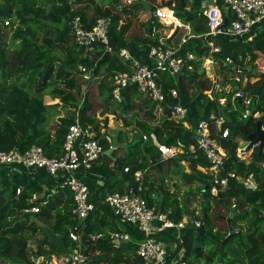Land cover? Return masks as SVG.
<instances>
[{
  "label": "trees",
  "instance_id": "obj_1",
  "mask_svg": "<svg viewBox=\"0 0 264 264\" xmlns=\"http://www.w3.org/2000/svg\"><path fill=\"white\" fill-rule=\"evenodd\" d=\"M5 9L6 17L11 19L9 26L5 25V18L0 20V149L10 150L18 148L25 151L33 144L45 149L49 156L58 155L62 151L64 138L68 127L74 122H80L84 128L96 130L98 138L105 149L112 144L107 131L101 132V120L97 112L103 108L105 102L113 99V84L111 75L115 71L129 72L133 70L130 61L120 55L122 47H126L132 55L144 62H153L149 58L150 47L160 45L163 37L165 46L176 44L183 36L187 40L177 52L183 58L184 67L176 77L167 73L162 74L167 87L177 86L182 103L188 108L190 128L182 121L173 117L172 109L167 103L152 101L140 93L132 85L124 92L122 102H117L124 112L132 113L135 118H125V125L141 133L140 138L129 141V147L139 148L144 134L156 133L158 139L166 144H173L178 139L186 145V153L182 157H163L158 148L150 142V146L140 150L138 156L127 158L118 155L115 150L112 154L104 153L99 160L104 159L108 168L107 177L98 189H108V192H126L142 196L150 206L160 210L172 209V218L181 221L187 213V207L202 192V212L200 220L206 226V233L200 235L197 226L188 222L181 229L178 240V249L185 248L184 258L190 264H217L216 249H221L220 260L223 264H264V231L259 227H251L245 232L226 239L229 233L227 218L230 216V200L237 206L254 205L255 214L263 213L264 208V150L258 148L253 153L249 163L239 160V152L247 144V134L256 130L258 123L264 126V78L262 73L257 74V60L264 55V24L244 37H228L224 34L211 32L209 17L204 13L202 0H169L167 3L158 0H134L127 4L122 0H109L105 9H102L94 0H0ZM122 2V3H121ZM121 5L123 17L110 16L109 6ZM168 5L175 9L178 17L191 24L190 34L183 26L170 37L164 35L163 29L171 28L155 19L140 21V11L144 7ZM193 6L194 12H188ZM151 8V7H150ZM80 16L87 27H93L97 19L102 16L112 18L110 37L113 51L105 52L104 45L94 42L93 47L79 45L74 38L71 22ZM228 24L234 19L232 14L227 15ZM4 22V23H3ZM154 26L158 30L154 31ZM218 47L219 50L214 49ZM188 53L195 58H188ZM207 58L220 64L224 72L223 82L231 85L224 92L227 97L226 105H221L219 95L207 90L214 87L213 81L200 73V65ZM226 58L230 61L224 65ZM238 66V71L234 69ZM86 68L91 77L84 76ZM249 73L259 76L260 79L242 89L251 95H258L259 101L254 102L253 111H261L262 116L255 119L253 116L242 119L245 109L244 99L232 102L231 98L240 87L234 80L238 74ZM37 84L33 93L30 89ZM28 87V88H26ZM48 91L60 103L48 104L42 93ZM105 101H102V99ZM63 106L67 113L58 115L57 123L50 130L49 122L55 114L54 108ZM102 111V112H103ZM105 112V111H104ZM143 113L144 115H140ZM212 113L222 116L225 121L222 127L230 128L228 138L221 137L222 131L211 121L212 135L227 153V168L241 174L254 172L259 182V189L246 190L241 185L233 184L218 194L212 193L213 176L200 167H208L209 163L202 157H193L189 146L195 143L193 136L196 122L199 119H209ZM134 119V120H133ZM103 126H107L108 117ZM123 131L119 137H123ZM238 138L243 139L239 142ZM157 153L152 156L153 151ZM187 160L190 171L181 170V161ZM116 159V160H115ZM95 163V162H94ZM175 164L176 170L172 169ZM173 164V165H174ZM114 165V167H112ZM0 166V264H34L33 255H65L74 245L69 233L70 229L78 227L81 240L87 254L93 255L89 264H144L137 254V242L114 241L109 236L91 240L92 233L107 230H119L117 216L109 204L104 200H95V208L84 220L78 219L74 213V192L64 184V179L46 181L33 169ZM126 168H129L126 170ZM143 172V181L137 182L132 191L131 176L135 171ZM178 172L186 184L199 183L202 191L190 188L182 197L178 191H170L164 179L160 182L154 173ZM18 188L21 192L17 194ZM90 190V187H89ZM36 195V197H34ZM178 195V196H177ZM183 199V203H182ZM39 206L38 212L26 211L32 206ZM238 211V210H237ZM194 219H198L193 211ZM247 211L233 218V225L247 217ZM53 218L51 230H44V221ZM256 217V221H258ZM256 225V223H255ZM217 226L219 228H217ZM215 228H217L215 230ZM39 230L44 232L40 239L37 251L33 254L29 248V236ZM211 239L215 245L213 250L206 252V242ZM241 239L240 244L247 257L243 261L237 256L231 242ZM48 246V248H45ZM220 250V251H221ZM99 252L98 255H96ZM231 253L233 255H231ZM255 257V260L252 258ZM249 259V260H248ZM251 259V261H250ZM254 261V262H253Z\"/></svg>",
  "mask_w": 264,
  "mask_h": 264
},
{
  "label": "built area",
  "instance_id": "obj_2",
  "mask_svg": "<svg viewBox=\"0 0 264 264\" xmlns=\"http://www.w3.org/2000/svg\"><path fill=\"white\" fill-rule=\"evenodd\" d=\"M133 1L127 0V4H132ZM212 2L215 4L213 5L211 2L203 3V7L204 13L209 17L213 34H224L228 37H244L249 34L248 37H250L252 31L264 24V0H212ZM208 5L211 6L208 7ZM228 14H232L234 19L229 24L227 22L226 30L223 31L221 27L225 23ZM156 18L167 25L176 24L175 28L184 26L188 30V34L191 33V24L182 21L175 9L168 5L158 7ZM5 23L8 25L9 20H5ZM111 25L112 18L109 16L98 18L96 24L91 28L84 25L80 16H77L71 22L75 41L79 45L93 47L94 42H100L104 45L105 52L113 51L110 37ZM156 30L158 29L154 26V31ZM187 37L188 35L183 36L180 41L170 46H165L162 37L160 45L150 47L149 58L153 60L152 63L141 61L138 57L132 55L126 47H122L119 53L125 60L131 62L133 70L131 73L115 71L111 75L114 86L112 91L114 100L122 102L125 90L134 85L140 93L149 97L152 101L167 103L169 108L172 109L173 115L190 128L189 111L182 103L177 86L167 87L162 78L163 73L176 77L182 72L184 60L177 56V52L181 50ZM214 50L218 51L219 48L216 47ZM188 58L194 59L195 56L188 53ZM229 61L230 59L226 58L224 65L226 66ZM83 70L86 78L92 76L86 68H83ZM234 80L241 84L239 74L234 77ZM237 99H244L245 109L242 112V119L245 120L251 116L258 119L262 116L261 111H253L252 109L254 102L259 101L258 95H251L240 86L231 98L232 102ZM219 101L221 105H226L227 97L220 95ZM213 120L222 131L221 137L228 138L230 136V128L221 126L225 119L212 113L209 119H199L196 122L193 133L195 143L189 146L193 157L200 155L209 163V166L205 169L208 171L205 172L213 176L212 193L218 194L220 191H225L234 183L241 185L246 190L259 189V182L254 172L241 174L235 170H228L227 153L218 138L212 135L211 121ZM261 127L264 129V126ZM143 138L144 140H151L163 157H182L186 153V145L180 139L169 145L161 142L156 133L144 134ZM238 140L241 142L243 139L238 138ZM258 148H260V142L247 141V144L240 149L239 160L248 163ZM105 151V147L95 137V133L88 128H84L77 121L68 127L60 154L49 156L46 154L45 149L38 144L31 145L25 151L18 148L0 149V166L15 167L17 170L23 167L27 169L43 168L51 176L59 179L63 178L64 184L74 192L75 206L73 213L78 219L84 220L96 205L90 197L88 184L85 180L76 177L74 172L78 169L91 168ZM128 169L126 168V170ZM133 176L137 179V182L143 181L141 170L135 171ZM20 192L21 188H18L17 194ZM104 202L112 208L113 213L118 217L117 220L127 222L141 234L142 237L137 243V254L144 264H190L184 258V247L177 251V258L174 261H169L168 246L159 237L166 229L181 230L188 224L184 220L175 221L171 216L172 209L160 210L156 206H150L142 196L119 191L107 194ZM233 205L237 206L235 203ZM26 211L38 212L39 206H32L27 208ZM193 224L198 227L203 223L201 220L194 219ZM69 235L74 242L69 253L59 256L33 255V263L88 264L90 261L89 254H87L82 243L78 227L70 229ZM106 236L114 241H129L132 239L130 233L118 230L92 233L89 237L91 240H97Z\"/></svg>",
  "mask_w": 264,
  "mask_h": 264
},
{
  "label": "rangeland",
  "instance_id": "obj_3",
  "mask_svg": "<svg viewBox=\"0 0 264 264\" xmlns=\"http://www.w3.org/2000/svg\"><path fill=\"white\" fill-rule=\"evenodd\" d=\"M125 1V3H127V0H122ZM142 1V0H139ZM159 2H164L167 3L169 0H158ZM191 2L193 0H190ZM210 1V0H207ZM109 0H94V3L97 4L99 7H101L102 9H105L106 4L108 3ZM211 3H213V5L215 4L214 2L210 1ZM122 3V2H121ZM209 3V2H208ZM211 5H208V7ZM151 7V6H150ZM150 7H144L141 11H140V21H145L148 20L150 18ZM110 9V16H119V17H123V14L121 11V5L118 7H113V6H109ZM189 9V13L190 12H194L193 6L191 5L190 7H188ZM6 12L5 9L3 8L1 2H0V20H3L1 18H5L6 20L8 19L11 22V19L6 17ZM5 21V20H3ZM4 23V22H3ZM5 24V23H4ZM6 25V24H5ZM175 25L176 24H171L168 26H172L171 28L166 27L163 29L164 35L167 37H170L174 31H175ZM9 26V24H8ZM252 36L248 37L251 38ZM220 64L217 61H214L211 58H207L206 60H204V62L201 63L200 65V73L205 72L206 76L209 77L213 83H214V87L212 89L207 90L208 93H211V91H215L219 96L223 95L224 92L228 91L231 87L230 84H228V82H223L225 76H224V72L221 71L220 69ZM255 72L257 74L263 73L264 72V55H260L259 59L257 60V67L255 69ZM260 77L259 76H253L250 75L249 73L246 75L245 73L242 74L241 76V88L242 85L244 88L250 86L252 83H254L255 81L259 80ZM36 87H38L37 84H33V87L30 89L31 92L36 93L35 89ZM28 88V87H26ZM38 95H42L44 100L48 103V104H58L60 103V99L59 98H54L48 91H44L42 93H37ZM102 101H105V99L103 98ZM105 106H104V111L103 108H101L98 112H97V117L101 120L100 124H101V128L100 131L103 133L105 131H107V133L109 134V140L111 141L112 146L109 149H106V151L104 152L106 153H110L112 154L113 150L119 146V145H123V147H120L119 149L115 150L116 153L118 155H125L126 152L129 153L130 155H127V158H130L131 156H138L140 153V150H144L145 147L150 146V142H152L151 140H142L141 144L139 145V148H135V147H129V141L131 142L134 138H140L142 135L140 132L137 133V131L131 130V127L126 126L125 125V118L132 120V117L135 118L136 116H133L132 113H126L124 112L123 108L120 107L118 105V103L114 100L111 99L110 104L105 102ZM103 111V112H102ZM54 113H59V114H55L53 115V117H51L50 122H49V129L52 130L53 129V125H55L57 123V119H58V115H64L65 113H67V110L61 106L60 107L58 105L57 108H54L53 111ZM141 116L144 115L143 113L140 114ZM174 116V115H173ZM108 117V124L107 126H103L104 125V119ZM174 119L179 121L180 119L176 116H174ZM134 120V119H133ZM96 130L93 128V132H95ZM123 131V137H119V132ZM153 143V142H152ZM126 151V152H125ZM157 152L154 150L151 155L155 156ZM104 154V155H105ZM113 156V154H112ZM181 161L183 167L181 168V170H185V171H190V165L188 163L187 160H184V158ZM116 160V159H115ZM174 164V163H173ZM172 164V169H177L175 164ZM112 167H114V165H112ZM13 171H15L17 168H12ZM21 169V168H18ZM204 171H208L205 170L206 168H202ZM154 176L156 177V179L158 180V182H160L162 180V178L164 179L165 185L168 189H170V191H178V188L181 189V191L179 190L178 193L180 194V196L182 197V194L185 193L190 189V188H194L197 189L198 191H202L201 188L199 189L200 185L199 183H194L192 185H188L186 184L182 179V177L180 176V174L178 172L175 173H170V172H161V173H154ZM182 178V179H181ZM260 188V187H259ZM178 196V195H177ZM204 201V197L202 192L199 193V195L195 198V200H193V202L191 203V205L189 206V208L191 207L192 209H195L196 211V216L198 218V220H200L201 216L203 215L202 212V202ZM234 200H230V204L232 205V207H234ZM182 203H183V199H182ZM238 212L240 211H247L248 215L245 219L240 220L237 223V227L236 229H241V233L245 232L246 230H248L249 228H253V227H259L260 229L263 228L264 229V217L261 216V213L259 214H255L254 205L251 204H247V205H241V206H236ZM190 208V209H191ZM28 213H30L28 211ZM256 217H258V221H256ZM54 219L51 218L49 220H46V222L44 221V230H51L52 228V223H53ZM256 223V225H255ZM217 228H219L217 226ZM215 228V230L217 229ZM44 236V232L42 230H39L36 234L34 233L33 235L31 234L29 236V248L31 249V253H35L37 251L38 248V244L40 239H42ZM236 236V235H234ZM233 236V237H234ZM241 239H236L233 242H231L230 245H232V249L233 247L235 248L236 254L237 256H239L243 261L246 260L247 257L250 256H246L245 251L243 250V248L241 246H238L240 244ZM45 248H48V246H45ZM213 248H215L214 243L212 242L211 239H208L206 242V252L207 251H211L213 250ZM221 249H216V251L214 252V254L216 253V258L218 259L217 261L219 263L217 264H223L224 262H222V257L220 260V254H222V250ZM99 252L96 254L98 255ZM231 255H233L231 253ZM93 258V255L90 256V260ZM254 259V257L252 258V260ZM249 260V259H248ZM251 261V259H250ZM89 263H91V261H89ZM88 263V264H89ZM245 264V263H243Z\"/></svg>",
  "mask_w": 264,
  "mask_h": 264
},
{
  "label": "crops",
  "instance_id": "obj_4",
  "mask_svg": "<svg viewBox=\"0 0 264 264\" xmlns=\"http://www.w3.org/2000/svg\"><path fill=\"white\" fill-rule=\"evenodd\" d=\"M200 168H204V167H200ZM33 171L35 173H37L41 178H43L46 181H54L55 179H59L57 177L51 176L43 168H41V169H33ZM74 175L76 177L81 178V179L86 181V183L90 187V197L92 198V200H95L96 197H97L98 200H104L105 196L107 194H109L107 188H104V189L98 191V189L101 187V185L104 182L103 178L107 177V175H108V168H107V165L104 162V159L97 160L93 164V166L91 168L78 169L77 171L74 172ZM190 210L192 212L195 211V209H192V208ZM259 210L264 213V208L263 209L260 208ZM263 213H261V214H263ZM195 214H196V211H195ZM262 217H264V216H262ZM182 220L187 221V223H188L187 213H186V215L184 216V218ZM117 221H118V224L120 226V229L118 231H123V232L130 233L131 234V238H132L130 241L134 240V241H136L138 243V240L142 237L141 234L137 230H135L127 222H124L123 220H119V219ZM261 230L264 231L263 228H261ZM159 237L168 246V250H169V253H170L169 261H174V259L177 258V251H179V249H178V240L181 237V230H179V229H166L163 233H161L159 235ZM90 256L91 255H89V260H90ZM255 259L256 258L254 257L253 260H255ZM102 264H106V261L102 260Z\"/></svg>",
  "mask_w": 264,
  "mask_h": 264
},
{
  "label": "water",
  "instance_id": "obj_5",
  "mask_svg": "<svg viewBox=\"0 0 264 264\" xmlns=\"http://www.w3.org/2000/svg\"><path fill=\"white\" fill-rule=\"evenodd\" d=\"M207 0H202L203 3H205ZM157 9L158 6L157 5H152L150 8V19H149V23H151L153 20H155V18L157 17ZM228 22V19H225V23L222 25L221 29L223 31L226 30V24ZM178 30V28L175 29L174 32H176ZM234 69L237 70L238 66H234ZM262 77L264 78V72L262 73ZM248 138L252 141V142H260V151L262 152L264 150V129L261 127L260 123H258V126L256 128L255 131L248 133L247 134ZM131 185H132V191H134V187L137 185V179L134 176H131ZM187 217L189 219L190 222H194V214L193 212L190 210L189 207H187ZM240 214V212L237 211V207H231L230 208V216L227 218L228 220V225H229V233L226 236V239H229L231 237H233L236 234H240L241 233V229H236L233 225V218ZM261 216H264V213L261 214ZM197 231L200 233V235H203L204 233H206V226L203 223L201 226H198ZM116 242H120L119 240H116Z\"/></svg>",
  "mask_w": 264,
  "mask_h": 264
},
{
  "label": "clouds",
  "instance_id": "obj_6",
  "mask_svg": "<svg viewBox=\"0 0 264 264\" xmlns=\"http://www.w3.org/2000/svg\"><path fill=\"white\" fill-rule=\"evenodd\" d=\"M210 1H212V0H210ZM210 1H206L205 3H208V2H210ZM150 19V18H149ZM155 19H157V18H155ZM6 20V19H5ZM154 21V20H153ZM6 24V23H5ZM7 25V24H6ZM177 28V27H176ZM175 28V29H176ZM179 29V28H178ZM237 71H238V69H237ZM213 92V90L211 91V93ZM114 99V98H113ZM188 222H189V219H188Z\"/></svg>",
  "mask_w": 264,
  "mask_h": 264
}]
</instances>
